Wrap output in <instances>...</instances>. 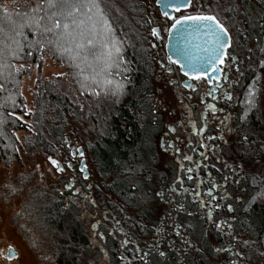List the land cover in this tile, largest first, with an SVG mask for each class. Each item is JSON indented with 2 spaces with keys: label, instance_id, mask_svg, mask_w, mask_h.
<instances>
[{
  "label": "rangeland",
  "instance_id": "obj_1",
  "mask_svg": "<svg viewBox=\"0 0 264 264\" xmlns=\"http://www.w3.org/2000/svg\"><path fill=\"white\" fill-rule=\"evenodd\" d=\"M33 1L0 0V3L9 10L16 11L25 9ZM156 1L143 0L148 19L146 45L150 49L154 71L158 77L154 82L153 107L168 125L174 126L179 106L168 85V79L158 76L160 61H166L167 32L172 21L161 15ZM235 2L238 4L237 11L233 8L229 12L224 8L230 5L224 6L222 2H219L221 7L216 8L215 0H193L191 9L175 15L181 17L197 11L217 15L231 33L229 63L235 69L228 94L232 99L225 112L218 116L219 127L215 126L213 129V134L217 135L213 143L216 146H204L205 150H200L202 155L192 159L193 156L187 151L188 146H177V152H171L168 140L163 135H158L155 142L159 156L158 170L167 172L170 167L174 168V172L168 173L171 184L155 188L154 192H162V197L153 195L151 201L147 202L137 196L139 202L132 204L113 191V185L119 179L116 176H103L98 169L92 153L97 140L95 125L86 117L75 119L72 116L65 129L62 146L48 147V150L45 147L48 152L21 153L20 162L11 166L0 164V264H55L58 254H61L60 248L64 245L62 238H65V232L55 230L51 220L58 219L57 214L62 211L69 221L78 220L85 230L89 249L83 256L88 258L89 264H146L151 253L161 255L163 252L164 255L161 256L165 257L170 251H177L180 256L184 253L193 256L199 250V242L190 237L187 228L178 220L180 213L191 211L189 208L182 209L188 206V200L192 204L191 208L194 207L193 213L206 221V235L217 258L214 264H232V261H236V264H264V258L246 262L237 259L235 253L240 252L244 256L241 250L244 241L251 242L252 239L249 234L234 230V220L230 219L227 212L218 213L225 210L224 206L228 201H235L237 206L246 201L248 189L245 183L249 175L264 182V148H261L264 137L258 131H252L256 137V146L261 151L258 156L241 158L234 152L240 135V86L249 70L257 69L259 74L258 84H253L256 91L255 105L261 109V116L264 118V67H261L264 52L258 51L257 39H251L255 24L249 18L250 13L252 19L255 18V7L264 16V0ZM210 6L213 10L208 12ZM258 26L261 31L264 30V23H259ZM247 27L251 36L248 35ZM153 28L160 31L159 38L152 35ZM23 68L27 72L23 77L21 90L27 111L32 112L35 108L39 81L44 83L57 80L62 91H67L72 86L70 73L49 54L44 56L41 65L25 64ZM243 105L246 104L242 103ZM225 117L230 119L225 120ZM221 120L225 121L224 125ZM27 136L25 132L18 133L22 143ZM169 139L173 140L172 137ZM73 148L84 150L83 159L87 161V172L83 174L78 170L82 159L76 158L74 163L77 170L74 173L59 174L48 157L58 159L66 165L72 162L70 151ZM191 148L198 149V146ZM178 151L182 154H178ZM186 157L190 159L186 160ZM202 162L206 164L205 168L212 167L216 172L208 181L202 176V168L199 167ZM240 165L243 167H239ZM189 168L191 171H188ZM71 177H74V183H71ZM188 181L192 183L188 185ZM8 183L17 191L10 192L5 187ZM260 192L259 200L263 202L264 192ZM144 208L153 212L149 219L145 218ZM47 211L53 214L47 215ZM140 220H143V229L139 227ZM218 224L221 225L219 230L216 227ZM9 248H14L18 253L16 259L8 260L7 256H3V251L7 254ZM217 248L230 250L218 253ZM93 257H96L95 261ZM79 258L83 264L81 256ZM180 264H185L184 259L181 258Z\"/></svg>",
  "mask_w": 264,
  "mask_h": 264
},
{
  "label": "trees",
  "instance_id": "obj_2",
  "mask_svg": "<svg viewBox=\"0 0 264 264\" xmlns=\"http://www.w3.org/2000/svg\"><path fill=\"white\" fill-rule=\"evenodd\" d=\"M71 2L81 6L80 13H76L68 20L71 25L68 32L71 35L65 34L63 28L59 34L43 31L45 27H52L48 17L56 11L47 8L45 0H34L23 10L8 9L10 18L0 10V49L16 48L13 40H19L26 45L29 41L40 39L47 45L42 54L32 50L31 56L13 59L6 52L0 59V65H3L0 67V85H3L0 89V164L11 166L20 162L21 153L48 152V147L62 146L69 118L86 117L95 125L97 140L92 153L99 171L103 176H116L119 179L113 185V191L120 195L121 199L132 204L139 202L137 196L149 202L153 195H157V190L154 192L156 187L171 184L169 174L174 172V168L170 167L167 172H160L157 166L159 156L155 142L163 131V122L157 120L153 107L154 82L158 77L154 71L150 49L146 45L148 19L145 15V5L143 0H71ZM219 2L224 6L230 5L236 11L238 9L235 0ZM95 3L104 8L103 14L98 12ZM38 4L45 7L35 13L31 12ZM89 7H92L91 12H88ZM248 8L247 6L246 9ZM254 10L257 11L253 14L255 18L252 19V13L249 15L255 24L253 37L248 27L247 31L251 39H257V49L262 53L264 30L261 31L258 25L264 23V16L257 7ZM24 13L36 18L39 16L45 18L40 22L39 29L35 26L25 27L23 34L17 36L16 25L24 22ZM105 17L113 29L111 33L107 32L105 27ZM60 19L63 23L64 18ZM73 20L76 21L75 24L72 23ZM80 21L84 23L79 25ZM78 33L84 35L80 36ZM88 39H92L93 44L88 45ZM49 40L52 43H47ZM80 43L85 46L77 47ZM116 47H119V52H116ZM109 49L112 52L111 57L108 55ZM27 51L29 49L25 48V52ZM46 54L66 68L70 73L72 86L67 91H62L57 80L44 83L39 81L35 108L32 111L34 115H27L25 98L21 90L27 70L23 68L17 73L16 68L25 64L41 65ZM8 65L13 67L9 68ZM254 82L257 84L259 82L257 69L249 70L240 86L242 95L238 117L240 135L234 152L241 158L258 156L261 153L252 131H258L264 137V118L261 116V109L255 105L249 110L247 106L248 92ZM119 86H123L122 94L114 95ZM242 103L246 105L242 106ZM19 132L28 134L24 143L18 137ZM245 135L248 136V141H243ZM211 170L213 172L212 167ZM214 174L215 171L212 177ZM202 175L204 179L207 178L205 172ZM245 187L248 189V196L241 206H237L235 201H228L224 206L225 210L218 213L227 212L230 219L234 220V230L250 235L252 241L247 248L243 245L241 250L244 256L249 257L248 260H256L264 258V255H261L264 253V201L259 200L260 191L264 192V182L249 175ZM187 203V209L191 211L180 213L178 220L187 228L190 237L197 239L199 251L197 249L193 256L190 253L180 256L177 251H170L165 257L151 253L146 264H180L181 258L185 264H214L217 258L206 235V221L193 213L194 207L191 208L190 200ZM143 212L146 219L153 215L148 208H144ZM49 214L53 213L47 211V215ZM57 218L51 220L52 225L55 230L65 232V238H62L64 245L60 248L61 254H58L55 264H82L79 257L81 254L86 255L89 249L85 230L78 220L69 221L64 211L57 214ZM139 222V227L143 229L144 224L141 226L143 220Z\"/></svg>",
  "mask_w": 264,
  "mask_h": 264
},
{
  "label": "snow or ice",
  "instance_id": "obj_3",
  "mask_svg": "<svg viewBox=\"0 0 264 264\" xmlns=\"http://www.w3.org/2000/svg\"><path fill=\"white\" fill-rule=\"evenodd\" d=\"M162 3H163V8H164V16L172 21L169 31L178 30L177 26L184 25L188 22H191V24L194 25L197 30H199L201 27H204L208 30L209 34L212 36V41H211V45L208 48L204 49V51L207 53L206 61L209 64V67H211L213 71L218 70L216 68L217 62H219L220 64H223L224 63L223 58L227 55V51H226L227 48L232 47V37L229 33V28L226 27L225 23L222 22L220 19H218L217 15H206L199 11H197L195 14H185L181 17L170 16L167 10L169 7H171L176 12L186 11L187 9L192 8L193 0H178V2L177 0H162ZM45 5L49 9H56V11L53 12L52 15L48 17V19L52 22V27L51 28L45 27L43 31L44 32H55L59 34V31L61 30V28H63L65 34L71 35V33L68 32L69 28L71 27V25L68 23V20L72 18L76 13H80L81 6L73 4L71 0H45ZM45 5L38 4L36 5V7L31 9V12L35 13L39 10H42L45 7ZM94 6L98 10V12L103 14L104 8H101L99 3H95ZM200 7H203V5H200ZM215 7L216 8L221 7L219 0H216ZM0 10H2L10 18L11 14L9 13L6 5H0ZM212 10L213 9L211 6L207 9L208 12H211ZM224 10L231 12L234 9L232 7H225ZM91 11H92V7H89L88 12H91ZM23 16H24V22L16 25V29H18L16 31L17 36H21L23 34V29L25 27L35 26L36 29H39L40 22L45 18L44 16H39L38 18H36V17L30 16L28 13H24ZM60 17L64 18L63 23L61 22ZM72 23L75 24L76 21L73 20ZM83 23H84L83 21H80L79 25H82ZM104 24L107 29V32L111 33L113 29L111 28V24L106 17L104 18ZM151 33L153 36H157V37L160 36V31L156 28H153L151 30ZM37 35H39V33H37ZM78 35L83 36L84 34L78 33ZM9 39H12V37H9ZM13 43L16 44V48L14 49L13 48L0 49V59H2L5 56L6 52L13 59H23L25 55L31 56L32 50L39 51L42 54L44 49L47 46L45 41L40 40V39H36L35 41H29L26 45L19 40H13ZM47 43L50 44L52 43V41L49 40ZM87 44L88 45L93 44V40L88 39ZM84 46L85 45L83 43H80L77 45V47H80V48H83ZM106 46L107 45L105 44V47ZM57 47L59 48V45ZM25 48L29 49V51L25 52ZM64 51H68V49H64ZM119 51H120L119 47H116V52H119ZM249 51H251V49H249ZM262 51H264V49H262ZM108 55L109 57H111L112 55L111 49H109ZM173 63H176V61H173ZM0 67H3V65H0ZM8 67L11 68L13 66L8 65ZM261 67H264V61L261 62ZM180 68L183 70L184 76L189 77L190 79L201 80L203 79L205 75V72L203 70L192 71L188 68L187 65L183 63L180 64ZM22 69H23V65L16 68V72L18 73ZM237 71H239V69H237ZM184 87L188 89H192L193 91L195 90L194 85L190 83H185ZM2 88H3V85H0V89ZM122 88L123 86H119L117 91L113 94L114 95L122 94ZM208 94H211V92H209ZM227 98L229 100L232 99L231 95H229ZM255 98H256V91L253 85V87L249 89L248 96H247V106L249 110H251V108L255 106ZM13 103H15V101H13ZM26 107L27 106L25 105V108ZM26 114L34 115V113H32L31 111H28ZM41 116H43V110L41 111ZM244 116L245 117L247 116V112H245ZM228 119H230V117H225V120H228ZM224 122H225L224 120H221L222 125H224ZM172 130L174 131V129ZM221 139H223V137H221ZM243 141H248L247 135L243 137ZM261 148H264V143L261 144ZM73 155H75V152H73ZM80 155L81 156L83 155L82 151L80 152ZM48 159L51 161L53 165L57 166L58 171L60 172L64 171V167L62 165H59L56 160L52 159L51 157H48ZM186 159H190V157H186ZM68 167L71 168L72 165L69 164ZM239 167L242 168L243 165H240ZM85 169H86V165L85 167L81 168V171H85ZM188 171H191V169H189ZM85 179H87V176H85ZM5 187L12 193L17 191V189L11 183L5 184ZM157 195L162 197L163 193L160 192V193H157ZM231 210H232L231 206H229V211ZM209 216H211V214H209ZM216 227L219 230L221 225L218 224ZM229 227H231V225H229ZM248 246H249V242L244 241V247L247 248ZM229 250L230 249H220V248L216 249L218 253L221 251H229ZM7 255L9 259L17 258V254L14 248H9ZM161 255H164V253L161 252ZM235 255L238 260H244L246 262L249 259V257L247 256H242L240 252H236ZM261 255H264V253H261ZM81 258L83 260V264H89L88 258L83 256V254H81ZM121 259H124V257L121 256ZM93 260L95 261L96 257H93ZM232 264H236V261H232Z\"/></svg>",
  "mask_w": 264,
  "mask_h": 264
},
{
  "label": "flooded vegetation",
  "instance_id": "obj_4",
  "mask_svg": "<svg viewBox=\"0 0 264 264\" xmlns=\"http://www.w3.org/2000/svg\"><path fill=\"white\" fill-rule=\"evenodd\" d=\"M229 50L230 48L221 66V77L219 80L214 78L210 80L207 76H204L201 80L190 79L184 76L181 68L175 63L168 61L167 58L164 63L160 61L158 76L168 79V85L172 89L175 100L179 106L175 114L176 123L174 126L168 125V123L163 120L162 116L157 115V120L160 119L159 121L163 122V131L160 135H163L164 139L168 140V148L172 146L169 148L170 151L172 149V152H177V146H188L187 151L193 156L192 159H195V157L200 156V150H205L204 146H216L213 143L216 141L217 135L213 134V129L215 126L217 128L219 127L218 124L220 120L218 116L225 112V109L228 107L229 99L227 97L229 96L230 81L232 80L233 70L235 69H232L229 63ZM185 83L194 85L195 90L193 91L192 89L185 88ZM209 92H211V94H208ZM155 112L158 114V111L155 110ZM172 129H174V131ZM170 137H172L173 140H170ZM192 146H198L199 150H192ZM81 151L83 152L82 156L80 155ZM73 152H75V155H73ZM178 154L182 153L178 151ZM70 155L72 162H68L66 165L57 159L59 164L64 167L63 172L58 171L57 166H52L62 175H66L68 172L74 173L77 170L74 160L80 158L82 160L78 170L85 174V172L81 171L83 167L82 161L85 160L83 159L84 150L81 148L78 150L73 148L70 151ZM85 163L87 167L86 160ZM69 164L72 165L71 168L68 167ZM199 167L202 168V173L205 172L207 174L206 179L208 181L212 177L214 169L212 168V172L211 167L209 169L205 168L206 164H203V162ZM85 170L87 172V169ZM70 180L71 183H74V177H71ZM189 183H192V181H189ZM182 209H187V207L184 206Z\"/></svg>",
  "mask_w": 264,
  "mask_h": 264
},
{
  "label": "water",
  "instance_id": "obj_5",
  "mask_svg": "<svg viewBox=\"0 0 264 264\" xmlns=\"http://www.w3.org/2000/svg\"><path fill=\"white\" fill-rule=\"evenodd\" d=\"M155 4L159 8L161 15L164 16V8H163L162 0H157ZM167 10L170 16H175V14L177 13L171 7H169ZM177 29L178 30L175 31L168 30L167 32L168 35L165 46L167 60L170 62L176 61L175 64L179 68H180V64L183 63L187 65L188 68L192 71L203 70L205 72L204 76H207L210 80L213 78L219 80L221 77L222 64L217 62L216 68L218 70L213 71L212 68L209 67V64L206 61L207 53L204 51V49L208 48L211 45V41H212V36L209 34L208 30L204 27H201L199 30H197L195 26L191 24V22H188L184 25H179L177 26ZM228 49L229 48H227L226 51H228ZM226 56L223 58L224 60ZM181 71L183 73L182 69ZM54 160H56L59 164V161L57 159ZM85 164H86L85 160H83L82 165L84 167ZM83 172L86 173V170ZM16 254L18 257L17 252ZM3 256H7L8 258V255L5 253V251H3ZM14 259L16 258L13 259L8 258V260H14Z\"/></svg>",
  "mask_w": 264,
  "mask_h": 264
},
{
  "label": "crops",
  "instance_id": "obj_6",
  "mask_svg": "<svg viewBox=\"0 0 264 264\" xmlns=\"http://www.w3.org/2000/svg\"><path fill=\"white\" fill-rule=\"evenodd\" d=\"M170 147H172V146H169V148H170ZM171 152H172V149H171ZM199 155H202V154H201V151H199ZM199 165H200V163H199ZM189 169H190V168H189Z\"/></svg>",
  "mask_w": 264,
  "mask_h": 264
}]
</instances>
